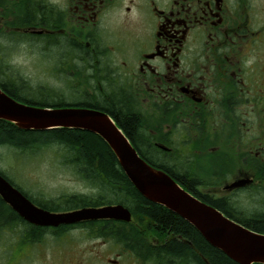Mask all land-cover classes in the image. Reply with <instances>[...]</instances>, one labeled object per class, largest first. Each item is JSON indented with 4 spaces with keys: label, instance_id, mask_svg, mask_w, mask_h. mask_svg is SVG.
<instances>
[{
    "label": "flooded vegetation",
    "instance_id": "1",
    "mask_svg": "<svg viewBox=\"0 0 264 264\" xmlns=\"http://www.w3.org/2000/svg\"><path fill=\"white\" fill-rule=\"evenodd\" d=\"M16 52L42 54L50 81L73 84L79 107L103 108L191 195L250 230L264 221V0H0V69ZM98 221L36 225L0 196V240L10 241L0 264H27L45 237L90 235ZM171 240L193 248L186 234L150 242L162 251ZM124 251L123 264H195Z\"/></svg>",
    "mask_w": 264,
    "mask_h": 264
},
{
    "label": "water",
    "instance_id": "2",
    "mask_svg": "<svg viewBox=\"0 0 264 264\" xmlns=\"http://www.w3.org/2000/svg\"><path fill=\"white\" fill-rule=\"evenodd\" d=\"M0 120L22 130L74 128L100 136L128 180L144 198L188 221L207 242L238 264H264V234L229 220L181 188L168 174L148 164L107 113L77 106L29 105L8 95L0 87ZM0 196L25 220L38 225L57 226L98 219L131 220L129 209L121 204L83 207L60 213L37 208L1 175Z\"/></svg>",
    "mask_w": 264,
    "mask_h": 264
},
{
    "label": "trees",
    "instance_id": "3",
    "mask_svg": "<svg viewBox=\"0 0 264 264\" xmlns=\"http://www.w3.org/2000/svg\"><path fill=\"white\" fill-rule=\"evenodd\" d=\"M0 87L8 95L29 105L42 107H65L80 106L81 104L77 98L74 103H65L61 100L64 95L57 96L60 100L54 102L46 101L45 99L33 101L28 94V97L24 96V91L34 90L25 80L16 83L0 80ZM39 89L44 91V88L42 87H39ZM103 105H115L116 109L119 110L124 108L122 102L118 100L114 101V105L111 104V101H107ZM100 109L103 108H99L98 110ZM120 118L122 123L124 120L129 121L122 116H120ZM122 123V128L129 135L124 123L123 125ZM54 143H57L58 145L60 144L65 148L66 155L63 157L65 164L68 165V163H70L69 165H73L72 167H77L79 165L81 167L80 169H77V173L79 170V175L83 176L84 174L86 177L89 176L86 180L91 184H95L100 191H103L104 187H107V189L110 190L108 192L111 199L109 197L107 203L105 201L106 199L102 196L88 201H86V199H76L72 202V200L69 199L71 202L68 203L67 208L64 207L65 209H76L88 205L101 206L105 204H121L124 207H127L137 220L140 222L145 220L146 229L154 231L156 235L172 234L175 236L179 234H186L192 241L193 247L190 248L183 242L171 240L169 243L165 244L164 247L161 248L162 251H160L158 247L152 245L144 237L143 233L131 223L120 224L121 226L118 231H114L116 230V225L118 224L116 221H98L100 223L99 226L104 230L103 233L105 235L118 239L123 245H127L132 250L136 251L137 248H139L140 251H146V253H149L150 255L160 254L170 260H176V255L184 258L185 255L191 254L194 258L195 264H204L198 254H202L204 258L212 264H238L230 259L221 250L208 244L202 238L199 231L194 226L189 225L186 220L182 219L165 207L144 198L128 180L120 168L113 152L100 136L88 131L74 128H52L45 131L22 130L14 126L12 123L0 120V148L11 147L13 149L16 148L20 150H32L34 148ZM68 154H70L69 158L66 157ZM0 173L7 180L11 181L3 172L0 171ZM15 186L21 190L20 187L17 185ZM29 198L34 203H37L32 197ZM37 204L44 209L53 210L48 207L49 204ZM109 228L112 229L109 230ZM254 231L264 233V221L259 222L256 230Z\"/></svg>",
    "mask_w": 264,
    "mask_h": 264
},
{
    "label": "rangeland",
    "instance_id": "4",
    "mask_svg": "<svg viewBox=\"0 0 264 264\" xmlns=\"http://www.w3.org/2000/svg\"><path fill=\"white\" fill-rule=\"evenodd\" d=\"M4 59L8 63L10 62L9 64L13 67L10 69H0V80L10 83L25 80L34 90L24 91V96L28 97L29 95L33 101L45 99L46 101L54 102L60 100L57 96L64 95L61 100L65 103H74L76 101V97L72 96L75 89L73 84L67 87L63 84L50 81L46 77L43 69L42 54H38V52L33 54L20 52L7 53L4 54ZM39 87L44 88V91L39 89ZM65 155V148L57 143L27 151L15 150L11 147H1L0 171L13 184L20 187L29 197H32L35 202L49 204L48 207L56 211H68L69 209H65L64 207L67 208L68 203L71 202L69 199L72 202L76 199H86L88 201L102 196L106 199L107 203L110 197L108 191L110 190L104 187L103 191H100L95 184L89 183L86 180L89 176L79 175V170L77 173V169L81 168L79 165L77 166L79 168H77L76 166L72 167L73 165H69L70 163L68 165L64 163L63 157ZM66 157L69 158L70 154ZM87 207L95 206L88 205ZM116 222L118 224L114 231H118L121 226L120 224L124 223L122 221ZM130 223L135 225L149 242L157 238L154 231L146 229L145 220L140 222L132 215ZM137 224L140 226L137 227ZM92 229L97 231L96 233L92 232V235H87L88 232L84 228L83 231L80 229L67 231L62 240L58 239V237H45L44 244L40 245V242H38V245L30 248L28 253L33 254L34 257H30L27 264H57V262L59 264L64 262L69 264L67 263L68 260L71 261V264H80L76 262L80 258L83 260L82 264H93L94 261L92 259L96 258L93 257L94 255H97L98 258L96 264H108L101 261L106 257L117 259L119 260V264H123L124 260L127 259L124 256L125 245L118 239L105 235L103 233L104 230L99 225H96ZM9 247L10 241L8 237L1 238L0 256L6 252L8 254ZM16 247H19V245ZM118 254H121L120 258L117 257Z\"/></svg>",
    "mask_w": 264,
    "mask_h": 264
},
{
    "label": "bare ground",
    "instance_id": "5",
    "mask_svg": "<svg viewBox=\"0 0 264 264\" xmlns=\"http://www.w3.org/2000/svg\"><path fill=\"white\" fill-rule=\"evenodd\" d=\"M15 150H20V149H16V148H15ZM21 151H27V150H21ZM83 175H84V174H83Z\"/></svg>",
    "mask_w": 264,
    "mask_h": 264
}]
</instances>
